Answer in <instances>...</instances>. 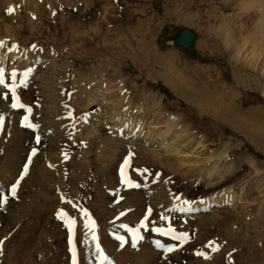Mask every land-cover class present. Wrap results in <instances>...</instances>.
Wrapping results in <instances>:
<instances>
[{
  "label": "rangeland",
  "instance_id": "obj_1",
  "mask_svg": "<svg viewBox=\"0 0 264 264\" xmlns=\"http://www.w3.org/2000/svg\"><path fill=\"white\" fill-rule=\"evenodd\" d=\"M64 1L65 0H31L32 5L35 4L34 6H39L37 8L38 10L36 9L31 13L23 11L24 8L20 1L14 0L12 3L14 11L10 14L7 13V16L5 15V9L3 11L2 8H0V39L2 40H0V47L6 42L5 48L9 45L8 48H6L7 50L12 46L14 50L26 53L29 48V52L34 49L31 50L32 46L36 47L37 45H41L42 47L39 48L41 54L45 51L47 57L50 56L51 58L56 56V60H61L62 64L63 62L64 64L67 62V64H69L68 68L71 67V69L67 71L60 69L61 73L59 71V74L72 77V81H70V78L67 80L65 87V92H68L67 99L69 102L66 99V101H62V104L70 107V118L67 125L73 126V134L67 136L70 140L75 141L76 145L75 147L72 145L71 153H69L68 156H64L62 159H65L64 162L61 161L64 165V169L60 173H57L59 171L56 172L53 170L52 165L49 166L50 168L52 167L51 169L47 166L44 170L40 163L41 161L39 162V167L36 169L38 172L35 170L31 181L33 183L38 182L41 175H44V179L38 185L34 183V188H32V185L31 187L29 185L23 187L20 190L18 198H11L16 200L11 203V206L9 205L8 208L11 209L16 207L18 212L15 213V215L11 216L8 212V208L7 210H2L4 205H0V264H68L69 248L65 240V235L67 236V225H65L66 222L63 220H69L65 218L66 215H60L62 210L66 209L73 217H76L77 214L81 212L82 208L89 214L87 217L85 216L87 222L85 221V217H83L81 227L83 230L80 228V232L82 233L79 234L80 241L85 240L86 236H89L90 233V236H92V231L89 227H86L91 221L95 222V235L100 236L105 229H109L116 224L118 225L120 220L128 213L127 210L121 211L122 208L106 212L98 208V196H96L97 194L94 195L93 191L99 190L100 188L103 190L105 188V190H107L106 188H108L103 180H101L102 184H100L101 173L98 168L100 161L97 157L100 155L101 146L99 142L97 143L95 141V137L89 138L84 133L85 129L90 125L91 115H97L96 113L103 115L107 114V117L110 118L112 117L110 114H116L112 112L114 109L119 111H117V113H120L123 108L126 109V114H117L115 116L116 121H118L117 124H120L121 122L119 123V121L123 120L125 126L122 132L129 133V130L132 131V129H134L133 131H135L139 126L141 127L140 131H136L135 133L136 139L138 140L134 146L135 149H142L148 154L155 155L156 158H161L163 155L166 157L168 156L167 154H169V161L172 163L176 162L175 166H181L179 167L181 172H184L187 166L194 165L192 162H196L197 160H200V163L196 165H201L204 161H209L207 155L210 156L212 151L224 153L222 158L225 157V159H229L224 161H227L225 163L229 164L226 166L230 168L229 175H232V179L220 183V187L215 191H221L220 193H222L225 188L228 187L229 190L233 192V196H236V199L230 204L214 207L210 209L211 211L207 210V213L210 211L211 215L218 216L220 219L226 218L231 222L229 228L225 229V232L229 233L219 232L215 234V236L222 238L223 243L220 242L221 247L223 244L225 246L232 242V247H237L236 250H238V252L236 251L238 257L236 256V258L238 261L243 262V264H263L264 89L262 85L264 84V54H261L258 59L253 60L250 58L248 51L254 45V42L250 41L244 48H240L236 46L235 40L231 38L237 39L239 43L243 38H250L252 27L255 26L257 21H254V18H248V14L240 9L237 0H188L190 1L189 3H186V0H111L110 10L108 11L103 9V6H106V0H96V2L98 1V3H96L97 5L90 4V6L81 0L79 2L80 4H77V8L71 7L70 5L76 4L75 0H69L70 4L67 0L65 1L66 3H64ZM253 7L255 9L257 8L256 5ZM105 11L106 14L104 13ZM93 13H95V15ZM104 16L106 18L105 21L103 18ZM214 17H219L217 23ZM224 20L233 30L228 44H226L221 37L228 33H223L219 36L211 33L213 29H218L219 25L223 26L222 21ZM30 23L34 26L33 28L29 27ZM94 26L98 28V32L93 30ZM9 27H11V29L15 28L13 34H10V29L8 30ZM71 27H73L72 30H70ZM76 27L77 29H75ZM184 28L191 29L195 34L192 51L176 46L173 44L172 40L170 41V39ZM144 31L147 32L146 35ZM75 33H77L80 38H77L76 45L78 47L74 49L71 47L70 37L71 35L77 37ZM135 33V38L138 34V39L136 38L138 41L136 42V40L133 39L135 43L133 44L131 42L129 45L128 40H130L131 36ZM95 35L97 36L95 37ZM252 35L253 32L251 36ZM140 36H144L143 40H145L148 45H151L157 53L171 55L172 59H169L168 64L171 62L172 67L177 72H175L176 75L172 74V77L175 80L179 79L181 81L182 79L181 91L183 95H178V90L176 92L173 90V85L169 82L171 74H169V77H167V74H164L165 76L161 74L160 65L156 66L148 61L149 64L151 63L148 67L144 65L140 57L138 58L133 55L138 46L139 39H142ZM213 39H217L219 42L214 44ZM261 42H263L261 45L264 47V40ZM108 47L111 49L109 50ZM45 48L49 50L51 48L53 49L47 52ZM55 49L60 52L58 56ZM3 50L2 48L1 51L0 48V52H3ZM73 50L77 52L75 51L73 53ZM107 50L111 52H107ZM70 51H72L71 53H73L75 57L70 56ZM119 51L123 52L118 55L121 59L115 60L114 55L118 54ZM52 52H54V55ZM215 52H218V56H215ZM19 59L20 58L12 59L14 60L13 64H11L10 59H8L7 65L5 63L3 67L9 69L14 66L19 72L26 71L24 66L23 68L25 69H22V65L20 68L16 66L23 62L19 61ZM133 59L138 60L133 61ZM45 61L46 59H43L42 63ZM60 62L59 64H61ZM39 66L40 65H37L36 67L34 65L30 67L31 69L33 67L38 69L40 68ZM50 71L54 72L55 69H50ZM200 71L207 73L205 75L206 80L208 79V75L210 76L208 87L212 95L215 90L217 92L215 96H218L215 97L216 102L214 104L216 105L218 103V106L216 105L218 108L228 104V97L230 96L233 97V100H236L237 104H242V109H244L246 113L241 114L243 116L239 119L235 118L238 121L235 122L233 127L229 125L224 126L219 121L214 120V118L209 119V115L207 116V114L200 112L199 99L201 98H199V92L201 91L200 88L202 84L199 78L200 74H198ZM23 72L20 73L21 77ZM85 74H87L86 76L88 77L84 76ZM83 76L84 78L80 81ZM92 78L97 80H91L93 85L97 82L101 84V87L98 83L96 84L98 86H91V88L98 87V90H92L90 88L97 96L100 95L99 92H101L100 97L98 96L100 101H98L99 98L95 96V101L98 102H95V104L93 101V105L84 97L86 96L84 93H87L89 89V86H86L87 89L85 84L86 82H90ZM78 81H80L79 85ZM185 81H187V83ZM241 81H243L246 86H243ZM185 91L188 92L186 93L187 95ZM22 92V96L26 93L23 97L27 98L26 100L31 104L37 100L36 97H39V95L36 96L34 94V89H29V91L22 90ZM27 94L31 98H28ZM80 94L82 96L79 97ZM189 98L194 102L187 100ZM154 101H156L155 104L158 102L156 106L154 105ZM82 102H84V104ZM86 103H89V105ZM136 106L138 108H136ZM140 113L143 114L141 117L139 116ZM169 117L173 119L177 118L178 121L180 120L179 122L176 121L177 119L174 120V123H176L178 127L185 126L187 129L190 128V135L193 134L195 137L202 138L201 140L204 147L195 146L194 148H182L180 144H178V141H169L170 138L166 136L165 139L167 141L165 142L167 143L161 148V132L164 130V126L154 128L153 123L157 121L161 122ZM78 121L81 124V128L79 129L74 125V122L76 123ZM14 123L17 122L14 121ZM134 123L135 126L132 129H128L133 126ZM181 123L183 125H179ZM6 127H4V130L3 128L0 129V164H3L2 160H8L12 164L10 165L7 161L3 169V165H0V169L3 173H5L4 170L6 167L8 169L5 170L8 171L6 175L2 174L0 171V190L5 189L7 183L4 184V182L11 177L16 164L15 160L23 155L30 145L38 146V150L44 148V146L42 147L39 143L40 141H37L38 139L34 140L33 135H29L28 139H19L20 141L14 139L16 136H14V138L11 136L14 134L13 131H15V129ZM19 128L24 131L21 125ZM121 128H123V126H121ZM101 130L102 134L105 135V129L101 128ZM11 131L13 134H11ZM25 131L27 130L25 129ZM151 131V135L146 137V134ZM154 131L160 132L157 133L158 135H153ZM104 135L102 136L105 140L107 137L111 138L114 136L113 132L112 135L106 134L105 136L107 137ZM67 140L68 139H66V141ZM70 140L69 142H64L69 144V148L71 144ZM88 140L94 141L90 142ZM12 142L15 144L12 145ZM171 143L180 151L178 155L174 153ZM89 144L92 146H89ZM171 148L173 151H170V153L165 152L166 150H171ZM88 149H90V155H88ZM78 156H80L82 161L84 159L81 163V169H83L79 171V174L82 175L80 178L82 185L79 183V188L76 190L77 193L80 194L81 201L73 204V202L68 200L69 204L66 202V198L74 199L70 191L72 190L71 185L75 184L76 176L74 174L73 165L76 163L75 161L77 158L79 159ZM109 156V153L103 155V158L108 161V165L111 164V158H109ZM121 156V154H116V158L118 159L112 167L115 173L117 171V163ZM172 156H174V159H172ZM84 157H87L86 159L88 162L87 160L86 162L88 164L85 162ZM89 161H91V163H89ZM7 164L9 166H7ZM136 165L149 167L148 165H138L137 163ZM37 173H40V176H38ZM36 176L39 179L38 181L36 180ZM187 182L179 184L180 191L186 188ZM88 195H90V199L87 198ZM93 196L96 198L97 203L92 201L94 199ZM115 196L116 195H114V197ZM3 197L5 196H2L0 199ZM177 197H179V195H177L176 198ZM120 202L121 198L115 200L116 204ZM68 204L71 207L67 208ZM109 208L114 209L113 201L109 203ZM79 218H82V216L79 215ZM71 219L77 221L76 218ZM75 224L77 226V222H75ZM136 229H134V231ZM134 233H137V231ZM229 235H231L230 239H228ZM65 244L67 246V251ZM95 256L94 259L90 260L89 257L85 255L83 264H100L102 258L98 254ZM259 261L261 262L259 263ZM106 262L107 261H104V264Z\"/></svg>",
  "mask_w": 264,
  "mask_h": 264
},
{
  "label": "bare ground",
  "instance_id": "obj_2",
  "mask_svg": "<svg viewBox=\"0 0 264 264\" xmlns=\"http://www.w3.org/2000/svg\"><path fill=\"white\" fill-rule=\"evenodd\" d=\"M13 1L14 0H0V8H2L3 11L5 9V11H6L5 15L6 16H7V13H9L8 12L9 8L14 9V6L12 4ZM18 1H20V3L22 4V7L24 8L23 11H26V12L33 13V11L39 7L38 5H37L38 7L34 6L35 4L32 5L31 0H18ZM65 1H64V3H66ZM67 1L70 4V1L69 0H67ZM75 1H76V4H70V5H71V7L73 6V7L77 8V4L81 0H75ZM83 1L85 2V4H88L89 6H90V4L98 3V1L96 2V0H83ZM110 1L111 0H106V6L105 7L103 6L104 10H106V11L110 10V8H109L110 3H111ZM185 2L189 3L190 1L186 0ZM237 2L239 3V4L238 3L237 4L240 5V9L243 10L244 13L248 14L247 15L248 18H250V19L254 18V21H257V23L254 22L255 26L252 27L253 35L251 36V34H252V32H251L250 38L249 37L243 38L240 43L237 39H234L233 37H231V38H232V40H235L236 46H239L240 48H244V46L250 41L254 42V45L250 48V50L248 51V54H249L251 59L256 60L260 57L261 54L262 55L264 54V52H263L264 47L261 45V43H263L261 41L264 40V0H237ZM255 5L257 6L256 9L253 7ZM89 6H88V9H89ZM93 7H94V5H93ZM13 11L11 13H13ZM106 11L104 12L105 14H106ZM95 13H93V14L95 15ZM103 18L105 21V19H106L105 16ZM214 18H215L214 19L215 22L217 23L219 17H214ZM222 24H223V26L219 25L218 29L214 27L215 29H213V32H211V33H214V35H216V36H219L223 33H228L226 35L221 36L222 39H224L223 41L226 44H228V40H229L231 34H233V30L231 29V27L228 24L225 23V20L222 21ZM99 25L101 26L100 23H99ZM29 27L33 28L34 26H32V24L30 23ZM72 28L73 27H71L70 30H72ZM9 29H10V34L11 33L13 34L14 33L13 30H15V28L11 29V27H9L8 30ZM75 29H77V27ZM93 30L95 32L99 31L98 28L95 26H94ZM73 32H74V29H73ZM75 34L77 35V37L75 35H71V37H70V43L72 45L71 47H73L74 49L78 47L76 45L77 40H78L77 38H80V37H78L77 33H75ZM146 34H147V32H145V35ZM141 35H142V33H141ZM96 36L97 35H95V37ZM134 36H136V33L131 36L130 40H128L129 45L131 42L134 44L135 40H136V42L138 41L137 40L138 34L136 37L137 39ZM141 38L142 39H139L138 46H137L136 50L134 51L133 55L137 56L138 58L140 57V59H142V62L144 63V65H147L148 67L150 66L151 63H153L156 66L160 65V70L162 71L161 74H163V75L167 74V77H169V74H171V76L169 77V82L171 85H173L172 86L173 90H175V92L178 90V92H177V93H179L178 95L182 94L183 93L181 91L182 79L180 81L179 79L175 80L172 77V74L176 75L177 72L172 67L171 62L168 64L169 59H172L171 55L170 54L164 55V54L157 53V51L151 45H148V43L145 40H143L144 36H142ZM133 39H135V40H133ZM171 40L172 39H170V41ZM119 41H120V39H119ZM213 41H214V44H217L219 42L217 39H213ZM121 43H123V42H121ZM5 45H6V42H4L0 47L1 51H2V48L4 49L3 52H0V54H1L0 65L2 66V69L4 70L3 75H5L7 78V79H5V83L0 84V129L3 128V130H4V127H6V126H7L6 128H11V129L14 128L15 131H13L14 134L11 131V134H13L11 137L14 138V136H16V138H14V139H17V140L28 139L29 135L30 136L33 135L34 140L38 139L40 141L39 143L41 144L42 147L44 146V148L38 150V146H36V145L31 146L30 145V147L27 149V151L24 154L22 153L23 155H21L18 159L15 160L16 164H15V167L12 171L11 177L9 178V180L7 179L6 182H4V184L7 183L5 186V189L0 190V198L2 196L7 197V203L3 204L4 207L2 208V210H5V209L7 210L9 205L11 206V203H13L16 200V199H11V198H13V197L18 198L20 190L23 187H25L27 185H29L31 187V185H32V188H34V186H33L34 183H36L38 185L39 183H41L43 181L44 175L40 176L39 175L40 173L39 174L37 173L38 176L41 177L40 180L37 178V176H36L37 179L35 178L37 181L39 180L38 182L33 183L31 181L35 170L38 169V167H39L40 161H41L40 162L41 165L43 166L42 167L43 169L45 167H47V165H52L53 170H55L56 172L59 171L57 173H60L64 169V165L61 163L62 159L64 158V156H68L69 153H71V151H72L71 146L72 145H73V147L76 146L75 141L70 140L67 136V135L73 134V126L67 125V123L69 122V118H70V114H69L70 107L68 105L62 104L63 103L62 101H66L67 96H68V94H67L68 92L67 93L65 92L66 82L69 78H70V81H72L71 80L72 77L66 76L65 74H64V76H65L64 77L63 75L59 74L60 69L61 70L63 69L65 71L70 70L71 67L68 68L69 64H67V62L65 64L63 62V64H62L61 60H56V56H53L51 58H50V56L47 57L46 56L47 53L45 51L42 52V54H41L39 52V48L42 47L41 45H39V46L37 45L36 47L32 46L31 50L33 48L34 49L30 52H29V50H30V48H29L30 46H29L28 47L29 50H28V52L26 51V53L16 51L13 49L12 46H10V49L7 50L6 48H8L9 45H7L6 48H5ZM78 45H79V41H78ZM111 47H113V46H111ZM45 49H47V48H45ZM52 49L53 48H51L50 50H52ZM110 49L111 48H109V50ZM43 50H44V48H43ZM50 50L47 49V52H50ZM109 50H107V52H111ZM75 51L73 50V53ZM124 51H126V50H124ZM54 52H52L53 55H54ZM56 52H57V56H58V54L60 52H58V50H56ZM71 52L72 51H70V53H69L70 56H74V54ZM80 52H82V51H80ZM116 52H117V50H116ZM121 53H123V52L119 51L118 54H115V55L113 54L115 56L114 59L115 60L121 59L118 56ZM80 54H82V53H80ZM214 54H215V56H218V52H215ZM15 58H20L19 61H23L22 64L16 65V66H18V68H20L21 65H22V68H23V66L24 67H26V66L30 67V66L35 65L37 67V65H40L39 66L40 68L37 69L36 67L35 68L33 67L32 68L33 70L31 69V67H30V69L26 68V71H24V72L21 71V72H23L22 77L20 74L21 72H19L16 68H14V66L12 68L8 67L9 69H6L7 67L3 68V65H5V63L7 65L8 59H10V63L13 64L14 60H12V59H15ZM43 59H46V61L44 63H42ZM98 60H101V59H98ZM137 60L138 59H133V61H137ZM148 61L151 63L149 64ZM53 62H55V63H53ZM59 62L61 64H59ZM34 69H37V70H34ZM50 69H53V70L55 69V71L54 72L50 71ZM19 70H21V69H19ZM13 72H15V74L17 75L16 80L14 81V83L17 85V87L15 88V92H14L15 98H14V94H10L11 91L9 89H7L8 85L11 83L10 76H12ZM25 73H27V75H25ZM60 73H61V71H60ZM198 74H200L199 78L202 81L201 88H200L201 91L199 92L200 95L198 94L200 96L199 98H201V99H199V105H200V110H201L200 112L207 114V116L209 115L210 116V118L208 117L209 119L214 118V120L219 121L224 126L229 125V126L233 127L235 125V122L238 121L237 119H239L243 116L241 114L246 113V111H244V109H242V104H240V105L237 104L236 100L235 99L233 100V97L230 96V97H228L229 103L222 106L221 108H218L217 107L218 103L216 104L217 106L214 104L216 102L215 97L218 96V95L215 96V93H217L216 90L214 91L213 95L209 91L208 80H209L210 76L208 75V79L206 80L205 75L207 73H205V72L203 73L202 71H200V73H198ZM23 75H24V80H23ZM86 75L87 74H85L84 76H86ZM84 76L81 77L80 81L82 80V78H84ZM263 76H264V73H263ZM86 77H88V76H86ZM75 78H74V81H75ZM94 79L95 78H92V79H90V82H86V84L84 83L85 87L89 86V89L91 88V86L93 87V86L99 85L101 87V84H99L98 82H97L98 85H96L97 83H95V82H94L95 84L93 85V82L91 80H94ZM78 80H79V78H78ZM21 81H22V83H21ZM80 81H78V85H79ZM94 81H97V80H94ZM179 81H180V83H179ZM263 81H264V79H263ZM64 82H65V85H64ZM185 82L187 83V81H185ZM241 82H242L243 86H246V84L243 81H241ZM102 88H100V89H102ZM183 88H184V86H183ZM262 88L264 89V84L262 85ZM29 89H34V94L36 96L39 95L38 98L35 96L37 100H35V102L33 104L29 103L26 100L27 98L23 97L26 93L22 96V94H23L22 90H24V91L28 90L29 91ZM89 89H88L87 93L84 91L86 93V94L84 93V95H86L84 97H86L85 99H87L89 101V103L91 102L93 105L95 102L97 103L98 101H100L99 97L101 95V92H99L100 95H98L99 96L98 97L97 94L93 93V91H92L93 89L98 90V87L97 88L96 87L91 88L92 90L90 89V91H89ZM196 89H197V87H196ZM200 89H198V90H200ZM97 90H95V91L98 92ZM186 93H188V92L185 91V94ZM196 93H197V91H196ZM103 94H104V92H103ZM77 95H78V92H77ZM27 96H28V94H27ZM80 96H82V95L80 94L79 97ZM95 96H97L99 98V100L97 99L98 101H95V99H96ZM28 98H31V97L28 96ZM187 100H190V98ZM93 101H94V103H93ZM190 101H192V100H190ZM68 102H69V100H68ZM155 102L156 101H154V105L156 106L158 102L156 104H155ZM192 102H194V101H192ZM218 102H220V101H218ZM14 103L23 104L24 107L23 108H21L19 106L13 107L12 105ZM82 103L84 104V102H82ZM89 103H86V104L89 105ZM122 103H124V102H122ZM196 104H198V103H196ZM136 108H138V107L136 106ZM28 109H31V111L29 112ZM117 111L118 110L114 109L112 112L116 113V114H110L112 117L114 116L113 118L107 117L108 116L107 114L103 115L100 113L99 114L96 113L97 115L94 114L95 116L91 115L92 117L90 118L91 119L90 122L87 121V122H89L90 125L85 129L86 132L84 131V133L89 138L95 137V141L97 143L98 142L100 143V146H101L100 147L101 148L100 149V155L97 157V159L100 161V164L98 166L99 172L101 173V176H100L101 178L99 177L100 178V184H102L101 180H103L106 187L108 186V188H109V189L106 188L107 190H105V188H104L105 191L101 188L99 190L93 191L94 192L93 194L94 195L97 194L96 196H98V200H99L98 208L102 209L103 212L112 211L115 209L118 210L120 208H122L121 211H124V210L128 211V213L126 214L127 216L125 215L120 220L118 225L116 224L109 229H105L100 236H97L98 242L100 243L101 248L104 250V255H106L108 257L109 261H111L113 264H226V263H228V264H243V262L238 261V259L236 258V256H237L236 251L238 252V250H236L237 247L233 248L232 242L228 243L225 246L223 244V246L221 247L220 242L223 243L222 238L219 236H217V237L215 236V234H218L219 232L220 233H229V232H225L226 231L225 229L229 228L231 222L228 221L226 218L220 219L218 216L211 215V213H210V211H211L210 209H213L214 207L222 206L223 204H230L234 199H236V196L235 195L233 196V192L230 191L228 187L225 188L224 192H222V193H220L221 191H219V192L215 191L216 189H218V187H220V185H219L220 183H224V182H227L230 179H232V175H229V171H230L229 169L230 168H229V166H226L229 164H226L225 162H227V161H224V160H229V159H225V157L222 158V155H224V153H222V152L212 151L210 153V156L207 155V158L209 161H204L201 165H196V164L200 163V160H197V161L195 160L196 162H192V163H194V165L187 166V168L185 167L186 170L184 172H181L179 170V167H181V166H175L176 162H173L174 163L173 164L172 162L169 161V154H167L168 156H166V157H164V155H163V157H161V158H156L155 155L148 154L147 152H144L142 149L141 150L135 149L134 146L138 141L136 139L135 133H136V131H140L141 127L139 126L135 131H133L134 129H132V128L135 126V123H134L133 126L130 125L131 127L128 128V129H132V131L129 130V133H123L122 131H124V126H125L123 123V120L119 121V123L121 122L120 124H117L118 121H116L115 116L117 114L118 115L126 114L127 111L125 108H123L120 111V113H117ZM141 115H143V114L140 113L139 116L141 117ZM161 115H162V112H161ZM204 116H206V115H204ZM25 117L28 118L27 121H25ZM235 118H237V119H235ZM175 119H177V118H175ZM175 119L169 117L167 119L162 120L161 122L157 121V122L153 123L154 128L164 126V130L161 132V135H162L161 136L162 141L160 142L161 148L165 143H167V142H165V141H167L165 139L166 136H168V138H170L169 141L170 140H173V142L178 141V144H180V146L182 148L183 147L194 148L195 146L204 147V144H202V140H201L202 138L195 137L193 134L190 135V133H191V131L189 130L190 128L187 129V127H185V126L178 127L177 124L174 123ZM14 121H16L17 123H14ZM176 121H178V119ZM29 122L34 123L36 125V128L34 130L29 128V126H28ZM20 125H21V127H24V126L26 127V128H23L24 131L19 128ZM74 125H76L78 129L81 128L80 127L81 124L79 121L76 123L74 122ZM179 125H183V124L181 123ZM121 126H123V128H121ZM101 128L105 129L104 132H106V134L112 135V132H113L114 136L111 138H108L107 136H105L106 134L105 135L102 134ZM25 129L27 131H25ZM189 131H190V133H189ZM159 132L154 131L153 135H156ZM151 133H152V131L150 133H147L146 137L148 135H151ZM102 135L107 137V139L105 140ZM159 136H160V134H159ZM85 138H86V136H85ZM151 138H152V136H151ZM66 139H68V140L66 141ZM69 140L71 141L70 142L71 143L70 148L68 146L69 144L64 143V142H69ZM88 141H90V140H88ZM13 144H15V143L12 142V145ZM91 144H89V146H92ZM124 145H125V149H124ZM171 147H173L174 153H176L178 155V152H180V151H178V149L175 146H173L172 143H171ZM8 148H9V146H8ZM34 148H36L37 151H36L35 155L30 156V153L34 150ZM169 149H170V147H169ZM12 150H14V149H12ZM88 150H89L88 155H90L91 154L90 149H88ZM173 150L171 148V150H166L165 152L170 153V151H173ZM129 152H131V153H129ZM105 153L110 154V156H109V158H111L110 159L111 160L110 165H108V161L103 158V155ZM116 154H121L122 156L117 163V171L115 173V171H114V169H112V167L118 159V158H116ZM7 156H8V153H7ZM80 156H81V154H80ZM80 156H78L79 159H80ZM126 156H130L132 159V167H131V173H130V177H129V180L132 181L131 184H128L126 182L121 181V178H120L121 165L125 161ZM174 156H172V159H174ZM29 157L31 158V162L29 163L27 175H25L24 178L22 180H20L19 185H18L17 190H16V195L13 197H9V195H10L9 187L12 184L16 183V181L18 180V178L22 172L23 165H24L25 161H27L29 159ZM86 158H85V162L87 160ZM79 159L77 158V160L75 161L76 163H74V165H73L74 174L76 176L75 184L71 185L72 187L70 186L72 188V190L70 192L74 196V199L73 198H71V199L66 198L67 203H69L68 200L73 202V204L74 203L76 204V202L81 201L80 194H78L76 190L79 188V186H78L79 183H80V185H82V183L80 182V180H81L80 178L82 175L79 174V171H82V169H83V168L81 169V166H82L81 163L84 161V159H83V161L81 159L80 160ZM89 159H91V158H89ZM95 159H96V157H95ZM2 161H3L2 162L3 166L1 164L0 165L2 166V169H3V167L6 166V162L8 160L7 161L2 160ZM10 161H11V159H10ZM85 162H84V164L86 165L88 160L86 163ZM135 162L138 165H148L149 167L137 166ZM4 163H5V165H4ZM89 163H91V161H89ZM9 164L11 165L12 163L9 162ZM7 166H9V165L7 164ZM13 166H14V164H13ZM222 166H223V169H222ZM225 166H226V168H225ZM5 170H8L7 167ZM5 170H4L5 173H3V171L0 169V171L4 175H6V173L8 172ZM44 170H43V172H44ZM36 171L38 172V170H36ZM35 179H34V181H35ZM2 181H3V179H2ZM56 182H57V180H56ZM183 182L184 183L187 182V186H186V188H184V190L182 189L183 191H180L181 189L179 190V188H180L179 184H181ZM99 187H100V185H99ZM49 188H50V186H49ZM177 189H178V191H177ZM114 195H116V196L114 197ZM177 195H179V197L176 198ZM89 196L90 195H88V197H87L88 199H90ZM118 198H121V202L119 204L118 203L116 204L115 200H117ZM92 201H95L97 203L95 197ZM111 201H113L114 209L109 208V203ZM69 204H68L67 208L71 207ZM207 210H210V211H208V213H207ZM8 212L12 216V215H15V213H17L18 211H17V208L15 207V208L9 209ZM63 212L69 214L70 218H73V219L76 218L77 219V221L75 220V222H77V226H76V224L73 225V227H75L74 245H75V249H76L77 264H83V260H84L85 255H87L90 260L94 259L96 257L95 255L97 254L96 249H95V245H96L97 241H94L92 239V236H90L91 233L89 234V236H86L85 240L80 241V239H79V234L82 233V232H80V228L82 227L83 217H85V215H84L85 209L82 208L81 212H79L76 217H73L70 213H68L66 211V209L62 210L61 213H63ZM120 212H119V214H120ZM79 215L82 216V218H79ZM63 221H65L66 222L65 225H67V236L65 235V240L67 241V245L69 248L68 264H72V258H73L72 251H71L72 246L69 244V241H68L70 228L68 227V221H66V220H63ZM85 221H86V217H85ZM142 223L144 226H141ZM121 225H127L129 227V229H132L133 231L129 232L127 229L121 227ZM135 228H138L137 233H134ZM167 228H173L174 230L178 231L182 235V237L184 234H186L187 239L185 240L182 238V241L179 242V241H175V240L167 237L166 235H162L161 232H165V230ZM157 229H159L160 231H157ZM116 236L124 237L125 243H124L123 247H121V242L115 238ZM230 236L231 235H229L228 239H230ZM258 236H260V235H258ZM140 237H142V239H140ZM134 239H136V247H132V242ZM157 242L164 245V248H171L172 251L166 252L164 250V248H158L156 246ZM65 248L67 251L66 244H65ZM202 251L206 252L205 256L198 255V253H201ZM261 261H259V263ZM107 263H108V261L105 264H107ZM263 264H264V262H263Z\"/></svg>",
  "mask_w": 264,
  "mask_h": 264
},
{
  "label": "snow or ice",
  "instance_id": "obj_3",
  "mask_svg": "<svg viewBox=\"0 0 264 264\" xmlns=\"http://www.w3.org/2000/svg\"><path fill=\"white\" fill-rule=\"evenodd\" d=\"M12 11H13V9H11V8L8 9V12L9 13H11ZM12 75H13V77H15V75H16L15 72H13ZM25 75H27V73H25ZM3 83H4V80H3V69H0V84H3ZM14 92H15V90L13 89V94H14ZM14 98H15V94H14ZM12 106L13 107L19 106L21 108L24 107L23 104H19V103H14ZM28 111L30 112L31 109H28ZM27 119L28 118L25 117V121H27ZM28 126H32V125H28ZM38 142H39V140H38ZM35 153H36V150L34 149L32 155H35ZM30 162H31V158H29V163ZM125 163L127 164L128 161L126 160ZM27 172H28V166L25 165L24 171H23V173L21 174V177H20L21 180L24 178L25 175H27ZM18 185H19V180L11 188V193H12L13 196L16 195V190H17ZM4 203H7V197H3L2 199H0V204H4ZM61 215L63 216V215H66V214L65 213H61ZM84 215L87 217L89 214L85 211L84 212ZM74 224H75V221L72 220V219H69V221H68V227L70 229H72V227H73ZM141 226H144L143 223H142ZM86 227H89L90 230L92 231V233H93L92 234V239L94 241H97V243L95 245V249H96V253L102 258L101 261H100V264H104V261H108V264H112V262L109 261L108 257L106 255H104V250L101 248L100 243L98 242V237L95 235V231H94V229H95V222L94 221H91L90 224L86 225ZM121 227L127 229L129 232H132L133 231L132 229H129L127 225H121ZM157 231H160V230L157 229ZM169 231H173V230L170 229ZM161 234L162 235H168L169 233L168 232H161ZM115 238L121 242V247H123V245L125 243L124 237H122V236H116ZM174 238L181 239V237H174ZM182 238L186 240L187 239V235L184 234ZM140 239H142V237H140ZM70 243H72L71 240H70ZM156 246L158 248H164V245L160 244L159 242H157V245ZM132 247H136V239L133 240ZM164 250L166 252L172 251L171 248H164ZM72 252H73V262H72V264H76L75 247H73ZM198 255H203V253H198Z\"/></svg>",
  "mask_w": 264,
  "mask_h": 264
},
{
  "label": "water",
  "instance_id": "obj_4",
  "mask_svg": "<svg viewBox=\"0 0 264 264\" xmlns=\"http://www.w3.org/2000/svg\"><path fill=\"white\" fill-rule=\"evenodd\" d=\"M195 34L191 29L184 28L180 30L173 38V44L192 51Z\"/></svg>",
  "mask_w": 264,
  "mask_h": 264
}]
</instances>
